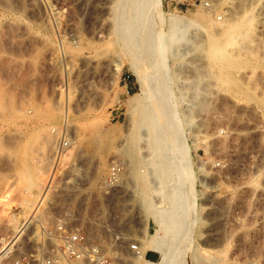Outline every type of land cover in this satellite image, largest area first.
I'll return each mask as SVG.
<instances>
[{
	"label": "rangeland",
	"instance_id": "1",
	"mask_svg": "<svg viewBox=\"0 0 264 264\" xmlns=\"http://www.w3.org/2000/svg\"><path fill=\"white\" fill-rule=\"evenodd\" d=\"M23 2L14 10L0 5V264H36L25 255L32 254L37 229L63 213L72 226L99 237L108 252L116 244L142 242L145 234L163 235L157 220L173 215L183 222L179 244L172 234L165 239L176 264H264V0L143 1L146 17L155 21L150 41L158 31L167 38L178 29L173 40H164L165 57L149 81L159 79L157 90L168 89L181 125L161 143V159L144 129L131 160L122 155L133 144L125 136L138 107L129 99L145 102L138 73L148 67L152 46L135 47L145 58L136 70L133 46L87 34L90 8L83 12L74 0ZM69 22L79 26L81 40L69 36ZM90 74L92 86L82 89L77 82ZM170 125L164 121L162 131ZM64 141L58 174L66 189L48 194L52 213L42 204L45 221L36 222L21 251L10 253L3 247L20 234L9 225L14 219L23 224L35 210ZM113 162L122 172L109 189ZM162 162L174 170L159 171Z\"/></svg>",
	"mask_w": 264,
	"mask_h": 264
},
{
	"label": "bare ground",
	"instance_id": "2",
	"mask_svg": "<svg viewBox=\"0 0 264 264\" xmlns=\"http://www.w3.org/2000/svg\"><path fill=\"white\" fill-rule=\"evenodd\" d=\"M17 1H19V0H17ZM23 1L15 2V4L13 5V4H9V3L8 4L4 3V2H7V1L3 2L2 0H0V5H2L4 3L3 6L5 8L14 10V9H17V7H19V6H22L23 4L21 5V3ZM74 1H75V3L79 4V6L81 7V10L83 12H86L89 8L92 10V11H90V16H92V18H91L92 21L90 22V26H89V29H88L89 33H87V34H90V35L92 34L93 37L109 41L110 43H112L111 39L116 37L119 40V38H120L128 45V48H130L129 45L133 46L132 48L135 51V53L137 54V55H134L137 58L136 65H134L136 70L138 68V65L140 64V63L138 64V60L140 61V59L144 58V55L140 51L137 52L135 47H139V48H143L144 50L145 49L147 50L149 46H152L154 52H153L152 56L149 55L152 59H150V57H148V56H145V57H147L146 60L149 62L148 67L145 68V66H144L145 69H144V71L142 73L141 72L140 73L137 72L138 75H139L140 86H141V90H142V93H141L142 94V99L144 98L145 102H140V100H141L140 98H139L140 100H136L137 97H134V96H131L130 99H129L131 102L132 101H136L137 104H138V107L135 108L134 113H133V111L131 112V113H133V121L131 120L133 122L132 126H131L132 128L128 129V132L126 133V136H125V139H127L129 142H131L133 144L132 145L130 144V145L124 147L123 151H122V155L125 156V157H128L129 160H131L132 157H134L133 156V154L135 152L134 149L136 148L137 143L139 142V140L142 139V135L145 134V132L142 133V131L144 129H147L148 130V138L151 140L150 141L151 145H152L151 148L154 150V152L158 156V158L161 159L162 156H163V153L161 152V150L164 149L163 146H161V143L163 142V140H166V141L167 140H171L172 138H174L175 135H177V132L179 131L177 129L180 128V125H181L180 122L181 121H180V119H178V116L175 115L176 113L174 112V108H173V110H171V107H173L174 105L171 106V102H172L171 99L172 98L169 95H166L168 93L165 92V91H167L168 89L165 90L166 88H164V89L160 88L162 91L164 90L163 92H161L160 90H157L158 89L157 87L159 85L157 87L155 85L156 83L158 84L159 79L155 78V81L156 80L158 81L155 84H154L155 81L151 83V81H149V80H150V78H154V77H150L152 74L155 73V75H158V74H156V72H153V71L156 70V66H157L158 62L161 61V59H164V57H165V54L163 53L164 40H166L167 38H170V39L173 40V38L176 35V32H177L178 29L174 26V28L171 30V33L168 35L169 37L167 36V38L163 37V36L161 37V35H164V34L160 35V33L158 31V34H159L158 39L156 40L154 38V40L152 42L148 38H150L151 33H153V31L151 32V27L153 25V22H155V21H153V19H149V17H146V13H145L146 12V7L143 4L144 0H130L129 3L127 2V0H116L115 2L113 0H111V1L110 0H102V1L97 2L96 4L92 3V6H90V4H89L90 2L88 0H74ZM154 1H156V0H153V2ZM111 2L113 4H115L114 8L110 7L112 5ZM10 3H13V2H10ZM30 6L33 9V8H36L37 4L32 2L30 4ZM57 9H56V11H57ZM56 11H55V14H56ZM58 11H60V10H58ZM10 12H11V10H10ZM60 13H61V11H60ZM157 15L159 16V14H157ZM111 17H112V19H111ZM146 18H148L147 21H146ZM178 18H180V17H178V16H177V18L175 17V19H178ZM180 19H182L185 22L188 21L187 19H185V17L184 18L181 17ZM160 21H161V19H160ZM162 21H161V23H162ZM173 21H175V20H173ZM74 23L73 22L67 23V26L65 25L66 26L65 29H66V31H69L68 34H69V36L72 39L76 38V39L81 40L82 39L81 36H80V32L81 31H79V29H78L79 26L77 27V24H74ZM158 23H160V22H158ZM160 24H158V25H160ZM159 28H160V26H159ZM161 30L163 31L162 26H161ZM145 31H147L146 32L147 34L145 33L146 34V38H144L142 36V38H143L142 41H143L144 44L142 43L143 45H137V43H139V37ZM162 31H160V32L162 33ZM232 34H233V32H232ZM164 36H166V35H164ZM230 38H231V36H230ZM234 38H235V36H233V39ZM232 42H233V40H232ZM114 43H115V41H114ZM148 44H151V45H148ZM240 44H242V43H240ZM86 45H87V48H90L91 45H92V42L91 41H87ZM165 45H166V43H165ZM123 47H124V45H123ZM243 48H245V46ZM131 51H132V49H131ZM146 52L147 51H145V53ZM97 53H94V54L97 55ZM91 54H93V53H91ZM97 57H98V55H97ZM94 59H95V57L93 56L92 60H94ZM97 59H99V58H97ZM88 61H89V59H88ZM94 62H96V60ZM92 63H91V65H92ZM101 63H103V62H101ZM159 63H161V62H159ZM86 65H87V63H86ZM91 65H88V67L90 68ZM96 66H97V64H96ZM94 67H95V65H94ZM95 68H94V72L96 71ZM89 70H91V69H89ZM89 70L87 69L88 72H89ZM88 72H86V73H88ZM91 76H92L91 74H90V77L89 76H85V77L83 76L84 79L82 78L81 80H79V82H77V84L79 86H82V89L83 88H88L89 86H92V85H90L91 82L89 81V78H91ZM155 77L158 78V76H155ZM90 80H92V78ZM147 80L151 83L150 85H148L147 82L145 83V81H147ZM151 80H154V79H151ZM160 83H161V85L165 86L164 82H163L164 84H162V82H160ZM170 85H171V83H170ZM155 87H156V89H155ZM159 87H161V86H159ZM168 87H169V85H168ZM88 94H90V93H88ZM161 94L162 95L163 94L166 95V96L165 95L161 96L162 99L165 96V98L163 99L164 101L161 98H159ZM158 98L161 99V100H158ZM155 99L158 101V102L156 101L157 102L156 103V106H157L156 108L153 107V101H152V100H155ZM159 101H161V102H159ZM164 121H165V123L168 122V121L171 122V125H170L171 130L168 131L167 133H164L162 131V128H164ZM144 136H147V134L144 135ZM141 141L142 140H140V142ZM152 142L154 143V147H153V143ZM155 144H156V146H155ZM137 153H136V157L138 156ZM164 162H166V161H164ZM167 164L166 165H164V163L161 164L162 167L163 166L164 167L160 168L158 170L159 171L162 170L163 172L166 171L167 173L171 172V170H174L172 166H170V165L167 166ZM176 165H177V170L179 172V175L182 176V173L180 172L183 169V168H181L182 166H180L178 164V162L176 163ZM183 170H185V169H183ZM94 174H93V176H96ZM88 176H89V174L84 173L83 177L87 178ZM89 177H88V179H89ZM36 212H37V215L40 216L41 220L44 219L43 216H42V211L40 210V207L37 209ZM43 212H46V211H43ZM46 213H48V212H46ZM47 215L48 214H46L45 216H47ZM158 215L160 216V214H158ZM177 216L179 218L180 214L179 215L177 214ZM27 221L28 220H26L23 224H22V222L20 220H15L14 219V220L11 221L9 226H10L11 229H13V231L16 232L15 236L19 235L20 232L22 231V229L25 228L24 224L30 223L32 220H29L30 222H27ZM157 221L159 222L160 229L164 232V234L163 235L156 234V235H152L150 237H146L145 236L146 234H145V235H143L144 236V241L140 242L138 240L140 242V244L144 248H146L148 250H152V251L158 252L161 255L159 260L150 259L149 261H146V264H176V258L173 257V255L169 252L170 245L168 244V242H166L165 239H167V235L172 234V235H174L176 237V238H173L175 240V241H173V243L176 244V245L179 244L178 241H177V235L176 234H178V231H180L182 229L183 222H182V220H175V217H173V215H171V217L166 219V220L161 215L159 220H157ZM36 222H38V220H36ZM5 254L6 253L4 252L3 255H5Z\"/></svg>",
	"mask_w": 264,
	"mask_h": 264
},
{
	"label": "built area",
	"instance_id": "3",
	"mask_svg": "<svg viewBox=\"0 0 264 264\" xmlns=\"http://www.w3.org/2000/svg\"><path fill=\"white\" fill-rule=\"evenodd\" d=\"M67 147L68 142L66 141L59 144L54 156L57 163L48 178L44 193L31 215L23 219L32 221L23 228L16 240L8 242L3 247L7 246L9 250L12 249L10 253L21 251L25 237L34 229L36 231V220H41L36 211L42 204L45 205L43 211L52 213L51 207L54 208V204L48 198V194L66 189L61 186L58 166ZM121 172V164L113 162L105 180L107 188L111 189L118 185ZM49 220H57V222L37 229L38 233L33 241L32 254L25 255V257L36 261V264H145L151 259L149 252H155L145 250L138 240L127 245L116 244L115 250L108 252L99 237L91 235L87 228L72 226L70 224L72 222L67 221L70 219L66 214H60V216Z\"/></svg>",
	"mask_w": 264,
	"mask_h": 264
},
{
	"label": "crops",
	"instance_id": "4",
	"mask_svg": "<svg viewBox=\"0 0 264 264\" xmlns=\"http://www.w3.org/2000/svg\"><path fill=\"white\" fill-rule=\"evenodd\" d=\"M150 251H152V250H150ZM149 254H152L153 255V257H151V259H153V260H156L157 259V256H158L157 253H155V252H149Z\"/></svg>",
	"mask_w": 264,
	"mask_h": 264
}]
</instances>
